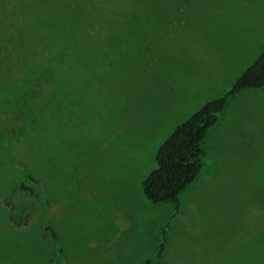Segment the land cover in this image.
I'll list each match as a JSON object with an SVG mask.
<instances>
[{
  "label": "rangeland",
  "instance_id": "1",
  "mask_svg": "<svg viewBox=\"0 0 264 264\" xmlns=\"http://www.w3.org/2000/svg\"><path fill=\"white\" fill-rule=\"evenodd\" d=\"M263 49L264 0H0V106L38 83L0 155V264H142L163 242L152 264H264L263 85L210 127L178 211L142 188Z\"/></svg>",
  "mask_w": 264,
  "mask_h": 264
},
{
  "label": "trees",
  "instance_id": "2",
  "mask_svg": "<svg viewBox=\"0 0 264 264\" xmlns=\"http://www.w3.org/2000/svg\"><path fill=\"white\" fill-rule=\"evenodd\" d=\"M262 85L264 86V49L235 79L225 94L206 102L159 144L155 152L157 166L147 176L142 187L149 202L170 201L178 211L180 192L195 181L206 163L207 153L203 142L208 130L218 122L221 112L233 96L245 89ZM37 92L38 83L25 91L17 102L0 106V155L8 160H13V142L34 117L33 105ZM39 182L36 175L28 173L19 189L38 196L36 185ZM164 247L163 242L156 253L142 264H152L160 258Z\"/></svg>",
  "mask_w": 264,
  "mask_h": 264
}]
</instances>
